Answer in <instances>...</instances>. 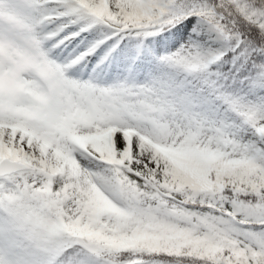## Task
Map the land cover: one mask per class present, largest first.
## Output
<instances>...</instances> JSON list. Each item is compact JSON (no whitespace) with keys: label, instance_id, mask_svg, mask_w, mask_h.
<instances>
[{"label":"snow or ice","instance_id":"obj_1","mask_svg":"<svg viewBox=\"0 0 264 264\" xmlns=\"http://www.w3.org/2000/svg\"><path fill=\"white\" fill-rule=\"evenodd\" d=\"M0 264H264V0H0Z\"/></svg>","mask_w":264,"mask_h":264}]
</instances>
